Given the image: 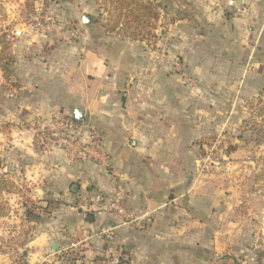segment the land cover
I'll return each instance as SVG.
<instances>
[{"label":"rangeland","instance_id":"obj_1","mask_svg":"<svg viewBox=\"0 0 264 264\" xmlns=\"http://www.w3.org/2000/svg\"><path fill=\"white\" fill-rule=\"evenodd\" d=\"M254 17L261 46L249 36L235 51ZM88 69H104L95 93L112 102L102 107L107 121L73 94L49 103L64 87H85ZM74 109L88 111L81 135L92 127L101 137L94 162L111 188L79 195L121 193L124 226L140 178L165 195L160 224L173 239L196 216L203 262L264 264V0H0V264H31L37 238L48 243L50 226L80 212L77 194L29 179L47 175L49 152L61 149L55 117ZM81 246L63 260L47 250L40 264L102 262L106 247L84 256ZM115 248L129 264L125 247Z\"/></svg>","mask_w":264,"mask_h":264},{"label":"crops","instance_id":"obj_2","mask_svg":"<svg viewBox=\"0 0 264 264\" xmlns=\"http://www.w3.org/2000/svg\"><path fill=\"white\" fill-rule=\"evenodd\" d=\"M231 3H233L235 8H239L237 2L228 1V5ZM240 20H244L245 22V16L242 15ZM251 22H253L254 27L253 29L248 28L249 34L246 36L238 31L239 39L233 40V49H237L235 51L242 52L244 50L242 47L244 45L247 46L249 36H252L253 43L257 42V44L259 43L261 46L258 32L259 28L255 26L256 22L259 23V21L254 17V20H251ZM228 44L231 43L229 42ZM77 70L81 76V79H78L84 81L83 71H80L82 69ZM102 70L104 69H88L87 72L88 75L91 76V80L89 79L85 87L79 86L77 89L69 88V86L64 87L61 89V98H55V100L53 98L49 103L54 106L67 104L66 96L73 94L75 99L80 101V103H86L87 105L95 107L93 116H96L95 119L97 121H107L106 113L103 111L104 109L102 107L112 102L105 98L103 93H95L101 90V86L97 84V81L100 77L102 78ZM92 76H95V79H93ZM89 92L92 97L87 96ZM82 111L84 112V117L87 116L88 111L86 109ZM48 156L51 164L48 166L47 175L43 177V179L38 175L32 177L29 175V179L33 184L45 180L44 182L47 185L57 187L59 192H62L64 196H68L72 193L77 194L75 196L83 197V195H79V193L81 191L86 192L88 186H92L94 190H99L100 192L111 191L109 187V177L106 176L99 164L93 162L84 164L78 162L69 163L66 159V152L58 148L49 152ZM119 166H122V168L117 169L127 177L125 179L128 180V177H134L132 164L126 163L123 165V163L120 164L118 161V167ZM31 167L32 169L39 170L40 164H34ZM123 168L125 171H123ZM139 179L140 178H134L136 181V189L128 199L131 207V216L133 217L129 223L124 226H118L117 222L119 221L108 216H88L87 218H83L80 212L75 213L69 211V213L58 219V226L56 229L50 226L48 243H46L48 239L45 233L42 234L40 238H37L38 245L36 246L39 248L35 250L34 253H28V256L32 257L30 258L31 264H40V262L46 259V252L47 250L51 251L53 243H56L57 248H62L68 246L72 242L81 241L85 231H94L102 227H117L115 230L114 246H117L120 250L123 249V246L125 247L124 249H126L127 255L129 256V264H212L211 260L208 261V259H205V262H203L202 259L199 258L196 216H193V220L189 221L187 224L186 233H181V231L178 233L179 235H184V237L179 240L173 239L171 233L164 231L163 226H161L162 224H160L161 216H163L165 207L167 206L164 202L165 195L159 196L155 192H152L154 190L152 183L146 186L149 188H146L143 186L142 180ZM128 186L133 189L132 183H129ZM36 191H41L43 195L45 194L43 190ZM173 201L174 200H172V202ZM190 213H192V211H190ZM89 217H91V219ZM90 245L92 246L94 243L89 241L83 243L82 246L80 245V249L83 251L81 255L87 256L89 253H92L93 248ZM103 253L102 262L98 263L92 261L90 264H107L104 259L105 251H103Z\"/></svg>","mask_w":264,"mask_h":264},{"label":"built area","instance_id":"obj_3","mask_svg":"<svg viewBox=\"0 0 264 264\" xmlns=\"http://www.w3.org/2000/svg\"><path fill=\"white\" fill-rule=\"evenodd\" d=\"M59 123L58 142L59 147L66 152V156L70 155L72 159L77 160L80 164L94 162L96 156L102 155L104 152L103 143L100 135L90 128L81 135V123H77L73 116H67L66 120L62 117H55ZM93 160V161H92ZM52 198H59L58 193H52ZM83 218L88 216H108L113 219H120L126 215L123 204V196L121 193L115 194H95L91 197H80V205L78 207ZM117 227H102L94 231H85L81 241L72 242L68 246L56 248L55 252H51V257L63 260L69 254L74 253L77 248L85 243L92 242L105 249V261L107 264H120V255L114 247L115 230ZM43 263H48L47 259ZM74 264H79L78 259Z\"/></svg>","mask_w":264,"mask_h":264},{"label":"water","instance_id":"obj_4","mask_svg":"<svg viewBox=\"0 0 264 264\" xmlns=\"http://www.w3.org/2000/svg\"><path fill=\"white\" fill-rule=\"evenodd\" d=\"M83 22L85 24H89L90 23V20H89V17L87 16H84L83 17ZM83 117H84V112L82 110H78V109H75L74 112H73V119L77 122V123H81L83 121ZM75 188V187H74ZM39 193L42 194V192L40 191ZM91 219V217H89ZM56 248H57V245L56 243H53L52 246H51V251L52 252H55L56 251Z\"/></svg>","mask_w":264,"mask_h":264}]
</instances>
